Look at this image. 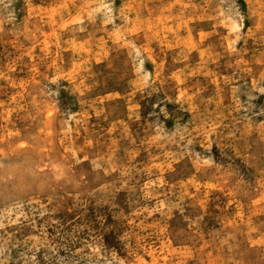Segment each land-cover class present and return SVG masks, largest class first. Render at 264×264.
<instances>
[{
    "label": "rangeland",
    "instance_id": "1",
    "mask_svg": "<svg viewBox=\"0 0 264 264\" xmlns=\"http://www.w3.org/2000/svg\"><path fill=\"white\" fill-rule=\"evenodd\" d=\"M0 264H264V0H0Z\"/></svg>",
    "mask_w": 264,
    "mask_h": 264
}]
</instances>
